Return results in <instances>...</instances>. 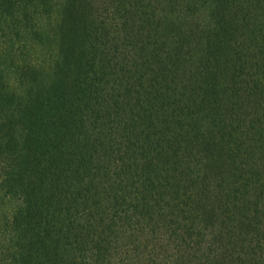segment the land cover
Here are the masks:
<instances>
[{
	"label": "trees",
	"instance_id": "trees-1",
	"mask_svg": "<svg viewBox=\"0 0 264 264\" xmlns=\"http://www.w3.org/2000/svg\"><path fill=\"white\" fill-rule=\"evenodd\" d=\"M0 264H264V0H0Z\"/></svg>",
	"mask_w": 264,
	"mask_h": 264
}]
</instances>
